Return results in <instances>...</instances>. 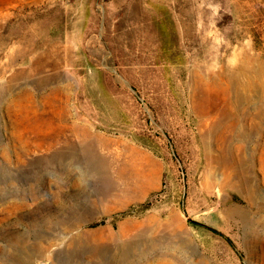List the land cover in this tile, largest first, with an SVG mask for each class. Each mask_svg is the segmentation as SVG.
<instances>
[{"label":"rangeland","instance_id":"rangeland-1","mask_svg":"<svg viewBox=\"0 0 264 264\" xmlns=\"http://www.w3.org/2000/svg\"><path fill=\"white\" fill-rule=\"evenodd\" d=\"M257 66L264 0H0V264H264Z\"/></svg>","mask_w":264,"mask_h":264},{"label":"bare ground","instance_id":"bare-ground-1","mask_svg":"<svg viewBox=\"0 0 264 264\" xmlns=\"http://www.w3.org/2000/svg\"><path fill=\"white\" fill-rule=\"evenodd\" d=\"M260 68L259 66L255 67V68H249L248 71H245L248 79H249V85L248 87L251 89V91L256 94L258 96L259 99L261 100H264V90L262 91L261 87L259 86L260 85V82H261V77H260ZM240 74H244L241 69H239L238 71V74L240 76ZM241 94L240 92L236 89L234 92H233V99L234 101H232V105L235 106L237 103L240 102L241 100ZM256 116V119L259 120L257 124H252V125H249L250 127L247 129V133L246 136H251L254 132H257L258 131V128L260 125H263L264 124V109L256 112L255 114ZM252 133V134H251ZM126 249L123 247L122 249V256L125 255L126 253Z\"/></svg>","mask_w":264,"mask_h":264}]
</instances>
